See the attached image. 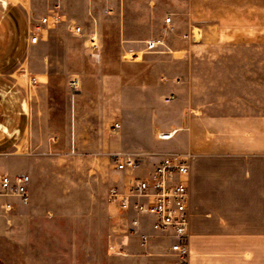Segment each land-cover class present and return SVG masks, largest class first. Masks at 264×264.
<instances>
[{
    "label": "crops",
    "instance_id": "obj_1",
    "mask_svg": "<svg viewBox=\"0 0 264 264\" xmlns=\"http://www.w3.org/2000/svg\"><path fill=\"white\" fill-rule=\"evenodd\" d=\"M52 9L60 23L30 45L33 20ZM166 16L168 34L161 39ZM72 24L82 28V36ZM194 29L201 42L190 39ZM91 33L98 37L96 53L88 48ZM156 38L163 45L142 62L125 61L142 49L141 41ZM214 42L264 43V0H0V173L7 162L28 154V140L41 123L38 104H45L47 118L54 116L53 101H66L65 76L86 74L87 51L98 63L94 70L110 77L105 113L119 115L108 152L139 153L145 170L167 153L194 156L187 263L166 256L169 240L146 227L140 231L148 242L133 236L138 242L128 240L130 254L119 263L264 264V114L208 113L177 97L183 87L178 66ZM31 76L36 86L29 85ZM83 112L77 105L71 120L65 105L57 115L64 124H76ZM174 129L169 140L157 139V133ZM7 203L14 202L0 197V218L10 211Z\"/></svg>",
    "mask_w": 264,
    "mask_h": 264
},
{
    "label": "rangeland",
    "instance_id": "obj_2",
    "mask_svg": "<svg viewBox=\"0 0 264 264\" xmlns=\"http://www.w3.org/2000/svg\"><path fill=\"white\" fill-rule=\"evenodd\" d=\"M164 24L161 39L168 34L169 24ZM189 37L195 42L202 40L196 29ZM145 41H141L142 49L133 53L138 57L128 54L126 62L144 60L149 54L143 52ZM83 55L88 59L82 61L86 74L65 76L66 101H53L54 116L47 118L45 104H38L41 123L34 138L28 140V154L7 162L1 172L10 177L26 174L31 182L28 205L1 214L0 264H120L118 259L130 254L129 250L122 256L108 253L111 239H121L113 237L117 235L115 210L108 202L110 188L124 181L111 161L113 155L121 153L107 150L118 134L113 125L119 122V115L105 113L109 110L110 77L94 70L98 63L91 54L84 51ZM35 67H41V60L35 61ZM178 68L183 71V87L177 95L181 100L208 113L264 114V43L214 42ZM72 77L80 80L74 100L67 87ZM65 105L71 120L76 106L82 107L78 123L70 120L64 124L63 116L57 115ZM164 108L170 110L167 105ZM11 199L18 204L16 198ZM131 239L138 242L135 237Z\"/></svg>",
    "mask_w": 264,
    "mask_h": 264
},
{
    "label": "built area",
    "instance_id": "obj_3",
    "mask_svg": "<svg viewBox=\"0 0 264 264\" xmlns=\"http://www.w3.org/2000/svg\"><path fill=\"white\" fill-rule=\"evenodd\" d=\"M60 20V15L54 9L34 19L29 29L28 43L38 44L41 36L56 27ZM170 20V17H166L164 22L169 24ZM72 31L77 36L83 35L79 25L72 24ZM87 43L92 53L100 50L96 34H89ZM162 45L161 39L147 40L144 42L143 52H154ZM132 56L134 59L138 57L136 54ZM37 83L35 77L29 78L30 86ZM67 87L71 99L74 100L80 87V80L72 77ZM119 128V124L113 125V131ZM176 132L174 129L159 132L156 136L159 140H169ZM193 160L194 156L191 153H167L150 170H145L139 153L112 156L114 169L123 176L124 181L120 186H112L108 192L109 205L115 210L114 233L117 235L113 237L121 238L119 241L111 239L108 253L112 256L126 254L128 239L133 236H138L141 244L147 243L149 235L140 231L141 227H146L152 233L167 238L169 254L180 263H187L190 237L188 177ZM29 184L30 178L26 174L10 177L8 174L0 173V197L16 198L18 205L26 206L30 198ZM5 207L14 210L17 205L7 203Z\"/></svg>",
    "mask_w": 264,
    "mask_h": 264
}]
</instances>
